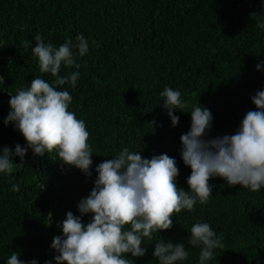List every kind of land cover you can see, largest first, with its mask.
I'll return each mask as SVG.
<instances>
[{
	"label": "trees",
	"instance_id": "1",
	"mask_svg": "<svg viewBox=\"0 0 264 264\" xmlns=\"http://www.w3.org/2000/svg\"><path fill=\"white\" fill-rule=\"evenodd\" d=\"M258 22H264V0H0V148L27 146L13 124H4L10 93L27 89L35 77L55 80L40 72L35 35L58 48L69 39L75 45L83 34L88 53L81 57L73 48L80 67L60 72L78 71L77 83L57 88L73 97L69 111L85 121L93 150L91 177L63 164L55 151L39 156L31 149L23 166L16 156L14 172L0 173V264L13 251L25 261L56 264L51 244L63 234L59 225L68 211L82 215L78 203L94 187L96 166L125 147L148 159L175 158L177 184L189 190L191 168L183 162L180 137L190 130L192 106L213 113L206 139L235 134L245 114L256 110L251 97L264 90V29ZM166 87L180 90L187 105L176 111L175 127L160 95ZM210 184L207 204L174 214L171 229L144 239V256L125 258L159 264L153 253L163 239L185 244L189 257L178 264H198L201 249L188 244L190 229L207 222L225 245L208 264H264V188L228 186L220 177ZM91 219V213L82 215L84 223Z\"/></svg>",
	"mask_w": 264,
	"mask_h": 264
},
{
	"label": "clouds",
	"instance_id": "2",
	"mask_svg": "<svg viewBox=\"0 0 264 264\" xmlns=\"http://www.w3.org/2000/svg\"><path fill=\"white\" fill-rule=\"evenodd\" d=\"M264 29V22H258ZM36 45L32 48L38 58L42 73L55 77L52 84L35 77L30 87L10 93V112L4 124H13L27 142L19 143L15 149L0 148V173L11 175L20 157L23 166L29 149L35 155L56 152L65 165L75 166L87 176H92L93 150L88 143L90 133L84 120L69 111L73 97L67 90L57 86L70 83L75 86L80 73L61 75L62 66L79 68L73 48L78 55L89 51L88 40L83 34L76 36L58 48L51 42L45 43L40 34L35 35ZM95 44L96 42L93 41ZM261 69L262 64L256 65ZM160 95L165 97L163 107L175 127L180 122L176 111L187 107L178 89L166 87ZM256 110H249L235 134H225L206 139L212 128L213 113L206 106L193 105L190 130L182 134L181 156L191 168L187 177L189 190L179 187L177 177L180 170L175 158L167 154L144 158L140 152L124 148L119 154L96 166L97 179L94 187L78 203L79 212L92 214L84 223L82 215L68 211L62 221V235L53 237L51 247L57 254L56 264H132L125 258L127 253L142 257L147 249L142 247L144 239H153V233L169 230L174 225L173 215L182 210L194 211L195 205L207 204L212 196L210 179L220 177L228 186L241 185L253 192L264 188V90L251 97ZM201 105V104H200ZM12 191L19 192L18 184ZM223 236H217L210 223L197 222L191 226L188 244L200 247L198 264H208L215 259L216 249H225ZM159 264H178L188 259L189 252L184 243H155L154 253ZM6 264H38L36 259L25 261L20 253L13 251ZM45 264H52L46 261Z\"/></svg>",
	"mask_w": 264,
	"mask_h": 264
}]
</instances>
